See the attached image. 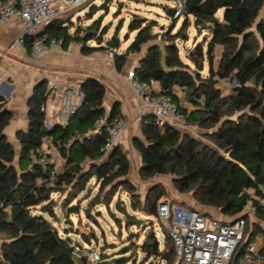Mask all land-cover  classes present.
<instances>
[{
	"label": "trees",
	"instance_id": "trees-1",
	"mask_svg": "<svg viewBox=\"0 0 264 264\" xmlns=\"http://www.w3.org/2000/svg\"><path fill=\"white\" fill-rule=\"evenodd\" d=\"M221 8L224 9L222 19L217 15ZM168 9L166 7L165 11ZM172 14L171 8L168 16L176 23L179 18H173ZM190 16L194 17L197 30L206 29L209 35L189 50L187 56L196 65L194 70L180 56L176 42L190 23ZM100 26L101 22L96 19L70 32L66 20L58 17L45 26L43 33L63 39L65 45L77 41L84 52L109 49L113 40L103 44L108 29L100 30ZM152 27L147 20L143 23L132 20L130 31L137 33L128 51L139 52L144 44L156 39L158 34ZM161 38L164 53L157 45L151 47L135 68L136 77L159 83L160 92L171 96L188 123L203 129V136L214 145L173 126L160 127L156 118L151 117L142 124V137L132 140L141 156V174L145 177L172 174L177 190L193 191L202 206L219 208L230 217L246 216L247 241H252L262 229L253 223L248 236L249 217L244 211L249 203L255 205V216L264 222V204L257 199L264 197V0H186L181 27L174 34L170 31L161 34ZM89 40L100 44L89 46ZM31 44L32 38L27 36L28 50ZM218 46L222 51L216 61ZM114 59L119 69L125 55L114 54ZM205 61L208 74L202 76L200 71ZM225 79L234 82L227 94L219 85ZM45 82L36 86L29 103L27 129L17 136L21 146L18 165L14 144L4 133L12 112L0 98V264H91L76 258L72 252V243L80 242L68 235L73 232L68 229L71 222L67 221L69 225L63 229L65 234L55 225L58 201L54 195L67 191L63 211L79 213L80 201L73 204V200L81 192H89V181L94 178L100 191L105 190L108 195L114 194L119 187H126L131 209H140L136 187L128 179L131 168L128 156L119 146L106 153L103 148L106 136L92 133L99 118L106 116L110 122H115L121 120L122 115L117 107L106 115L105 85L91 77L81 86L84 101L69 122L65 126L55 124L46 128L41 105L50 92L42 91ZM184 99L192 105L191 109L184 104ZM46 137L66 160L64 170L52 179L36 161L40 156L38 148ZM40 177L44 181L38 183ZM163 196L164 192L157 187L151 189L143 203L145 213L157 216L158 201ZM99 199V195L88 197L87 217H92L91 207ZM103 201L109 204L108 200ZM115 206L127 222L138 223L128 211L125 200L118 199ZM112 216L122 224V218L114 213ZM168 237L164 250L160 251L157 246L156 255L152 240L157 237L153 231L140 245L132 242L131 237L132 244L126 246L122 254L130 249L133 254L114 262L135 261L138 251L142 250L146 260L154 257L164 264H176L174 243L170 245ZM84 240L91 243L85 237ZM244 245L237 248L230 264H239ZM98 249L99 263L103 264L106 250Z\"/></svg>",
	"mask_w": 264,
	"mask_h": 264
},
{
	"label": "built area",
	"instance_id": "built-area-1",
	"mask_svg": "<svg viewBox=\"0 0 264 264\" xmlns=\"http://www.w3.org/2000/svg\"><path fill=\"white\" fill-rule=\"evenodd\" d=\"M92 0H0V24H8L17 20L21 24L22 33L19 42L25 46V38H32L31 58L35 62L47 52H63L66 46H73L74 41L67 45L61 38L49 37L43 33L45 26L62 15L77 12L78 8L88 5ZM174 2L173 18H184L186 0ZM161 36H159V39ZM133 90L138 94L144 106L150 107L160 127L167 125L179 130L189 127L186 115L174 103L171 96L157 90L156 81H142L136 77L135 67H131L126 75ZM49 92H54L61 99L60 103L51 106L47 100L41 105L45 114L44 125L51 128L55 124L65 126L72 115L84 101L81 86H67L57 80L47 79ZM234 85L232 79L229 80ZM49 93V94H50ZM127 119L110 122L106 116L97 120L93 134L105 135L104 150L111 151L116 145L122 150L125 146L120 142L122 134L130 128ZM36 161L48 177L64 170L66 160L52 144L49 137L44 138L38 148ZM32 156H36L35 153ZM40 177L38 183L43 182ZM264 204V197H258ZM255 205L249 203L244 211L248 217L254 216ZM157 218L167 229L177 256L176 264H230L237 248L247 240L246 216H239L235 221H223L209 216L198 209L183 205H174L162 200L157 205ZM72 252L76 258L85 259L91 264H100V252L97 248L81 243H72ZM239 264H264V252L255 241H247L239 258Z\"/></svg>",
	"mask_w": 264,
	"mask_h": 264
},
{
	"label": "rangeland",
	"instance_id": "rangeland-1",
	"mask_svg": "<svg viewBox=\"0 0 264 264\" xmlns=\"http://www.w3.org/2000/svg\"><path fill=\"white\" fill-rule=\"evenodd\" d=\"M106 2L109 6V11L105 12L103 9H100V4ZM165 2L170 6H174L172 0H92L88 5L78 8L79 11L77 14H74L72 20L67 23L70 30L74 31L79 26L85 27L93 23L96 19L101 22L100 30L104 27L108 29L107 33L104 35L103 44H107V41L113 40L114 37L119 39V46L121 49L128 47L132 40L134 39L137 31H130V22L134 20L138 23H143L145 20L153 24L152 30L154 33L158 34V37L153 41H159L162 45L164 44L163 39L160 38L161 34L171 32L174 34L182 25L183 18H179L175 23L172 19H168V15L165 11ZM263 13V12H262ZM69 14H64L61 16L62 19L66 20ZM175 24V26H174ZM144 25V24H143ZM180 25V26H179ZM174 26V28L172 27ZM179 26V27H178ZM99 30V31H100ZM200 31H195L193 25L189 23L183 30L181 35L176 39V42L179 46L180 56L185 62L190 65V69L194 70L196 65L188 58L189 50L193 49L197 43L203 42L206 38L209 37L208 33L202 37ZM152 41V42H153ZM113 42V41H112ZM111 42V43H112ZM91 43L96 44V41L92 40ZM111 47V44L109 45ZM118 46V47H119ZM205 48V47H204ZM220 48V47H218ZM162 52H164L162 48ZM218 55H216L217 57ZM208 74V65L207 62H204V68L200 71V75L207 76ZM229 80L225 79L220 81L219 85L223 89V93L227 94L231 91V85L228 83ZM49 90V83L46 81L42 85V91L47 92ZM179 94H182L179 92ZM184 104L190 109L192 105L184 99ZM195 126V125H193ZM189 130H182V132L188 133L200 140H203L210 145H214L212 141L202 135L203 129H198L193 132H188ZM20 142L15 141V163L18 165V160L20 158L21 146ZM125 150L127 147L125 146ZM26 160V159H25ZM138 157L130 155V172L128 179L135 185L136 193L139 196L140 209L132 210L130 207L127 188L119 187L114 194L108 195L107 192L100 191L99 184L95 179L89 181V192L87 190L81 192L73 200V204L80 201L79 203V213L69 214L64 212L63 201L67 195V191H61L58 195H54L57 198L58 206L56 207L57 218L55 219V225L60 229L62 234H65L63 230L67 224V221H70L71 228L73 232H69L75 241H79L81 244L91 247H98L102 250H106L104 256L103 264H116L114 260L123 257H129L133 254L132 250L126 254H122L123 249L126 246L131 245L129 238H133L132 242L135 244H142L146 236L150 231H153L157 237L159 243L158 249L160 251L165 248V239L168 237V231L164 228L157 216H150L145 213L143 210V203L145 202V196L151 191V189L157 187L159 190L164 192V196L158 201L168 200L174 205H183L192 209H198L202 212H205V206H202L193 191L190 192H180L177 190L174 183V175L172 174H157L152 177H145L141 174V165ZM73 196V194H70ZM99 195V201L96 205L91 207L92 217H87L85 209L88 204L89 196ZM125 200L128 205V211L135 216V220L140 222L139 224L133 225L127 222L125 216L116 209L115 203L118 199ZM106 199L109 201V204L104 202ZM114 213L117 217L122 218V224L120 225L114 217ZM256 218H249L247 231L253 226V221ZM134 223V222H133ZM77 232V233H76ZM83 235V237L81 236ZM84 237L90 240V244L84 240ZM170 245H173V242L168 237ZM155 242V239L152 240V243ZM99 250V249H98ZM125 264H164L163 260L154 259L151 257L149 260H146L143 257L142 250H139L137 253L136 260H129Z\"/></svg>",
	"mask_w": 264,
	"mask_h": 264
},
{
	"label": "crops",
	"instance_id": "crops-1",
	"mask_svg": "<svg viewBox=\"0 0 264 264\" xmlns=\"http://www.w3.org/2000/svg\"><path fill=\"white\" fill-rule=\"evenodd\" d=\"M164 5H167L165 10L166 7L172 8L166 2ZM78 12H71L68 18H73L74 14ZM223 12V8L218 10L217 15L220 19L223 17ZM168 19L172 18L168 16ZM189 19L193 29L198 31L194 25V17L190 16ZM69 31L73 32L70 29ZM21 33V24L17 20H11L5 25L0 24V98L6 101V109L12 112L10 122L4 130L8 140L15 146V141L19 142L18 133L27 129L30 99L39 83L50 78L67 86H82L88 78L93 77L105 85L104 108L106 115L114 107H117L122 119L130 121L131 126L128 131L122 134L120 142L127 147L124 152L129 160L130 155L138 157L141 165L140 153L133 147L132 140L134 137H142V124L153 117L154 113L150 107L142 104L126 75L131 67L139 66L151 47L157 45L162 50L163 45L159 41H151L144 44L139 52L128 51L129 46L125 49H121L119 46L116 49L110 47L109 49L84 52L82 44L74 41V45L66 46L63 52H47L39 62H35L31 58V49L28 50L26 45L23 46L19 42ZM205 33H208V30L203 29L200 35L203 37ZM91 41L87 42L89 46L100 44L99 42L93 44ZM218 47L216 61L219 60L222 51V47ZM114 54L125 55L119 69L116 66ZM155 87L160 90L159 83H156ZM60 101L61 99L54 92L48 95L47 102L51 106L59 104ZM196 127L201 129L198 126L189 125L187 130L193 132ZM205 213L223 221H232L237 218L227 216L219 208L210 206H205ZM253 217L256 218L253 223L262 230L257 232L252 241L257 242L264 252V222L255 215L249 218ZM250 233L251 230L248 236Z\"/></svg>",
	"mask_w": 264,
	"mask_h": 264
},
{
	"label": "water",
	"instance_id": "water-1",
	"mask_svg": "<svg viewBox=\"0 0 264 264\" xmlns=\"http://www.w3.org/2000/svg\"><path fill=\"white\" fill-rule=\"evenodd\" d=\"M100 9H103L105 12H108V11H109V6H108V4H107L106 2H102V3L100 4ZM170 13H171V8H169V9L167 10L166 14H167V15H170ZM71 20H72L71 17L67 18V19H66V24L69 23ZM118 46H119V39H118L117 37H114V38H113V42L111 43V48H112V49H116ZM42 82H44V81H42ZM80 107H81V106H80ZM153 117H155L154 114H153ZM233 221H235V219H234ZM139 223H140V222L138 221L137 224H139ZM158 243H159L158 239H156L155 242L153 243V247L155 248V253H154L155 255L157 254V246H158ZM246 243H247V240L245 241V244H246Z\"/></svg>",
	"mask_w": 264,
	"mask_h": 264
}]
</instances>
